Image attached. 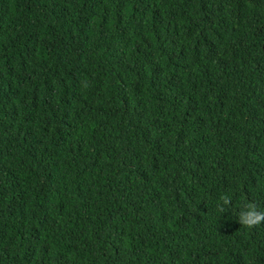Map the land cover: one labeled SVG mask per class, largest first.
<instances>
[{
  "label": "trees",
  "instance_id": "1",
  "mask_svg": "<svg viewBox=\"0 0 264 264\" xmlns=\"http://www.w3.org/2000/svg\"><path fill=\"white\" fill-rule=\"evenodd\" d=\"M245 204L264 0H0V264H264Z\"/></svg>",
  "mask_w": 264,
  "mask_h": 264
},
{
  "label": "clouds",
  "instance_id": "2",
  "mask_svg": "<svg viewBox=\"0 0 264 264\" xmlns=\"http://www.w3.org/2000/svg\"><path fill=\"white\" fill-rule=\"evenodd\" d=\"M224 203H227V198H224ZM262 219H264V211H258L251 204H245L239 214V222L245 226H251Z\"/></svg>",
  "mask_w": 264,
  "mask_h": 264
}]
</instances>
